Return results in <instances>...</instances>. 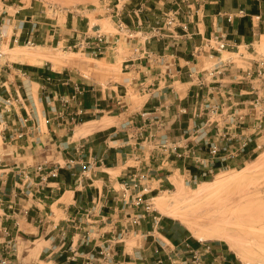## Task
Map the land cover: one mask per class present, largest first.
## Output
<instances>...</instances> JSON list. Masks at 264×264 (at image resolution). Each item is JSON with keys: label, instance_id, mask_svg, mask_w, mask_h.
<instances>
[{"label": "crops", "instance_id": "0c3cea01", "mask_svg": "<svg viewBox=\"0 0 264 264\" xmlns=\"http://www.w3.org/2000/svg\"><path fill=\"white\" fill-rule=\"evenodd\" d=\"M175 1L97 0L68 8L43 0H0V226L10 232L13 264H98L89 262V256L114 241L134 212L121 198L128 173L148 160L158 164L148 168L161 180L155 171L164 159L148 141L150 134L170 128L180 138L192 125L191 113L179 114L181 108L190 111L193 102L195 88L187 71L212 61L201 54L196 63L193 47L216 33L238 47L264 35V0H211L193 13L187 32L177 28L178 36L165 33L144 42L140 30L153 25ZM50 6L60 11L53 13ZM115 8L139 38L123 49V78L110 91L76 82L44 64L2 58L4 47L20 43L66 46L87 28L102 29L100 22H90L94 12L97 21L113 23ZM239 10L243 13L227 21L226 14ZM143 49L162 62L147 58ZM121 87L124 95L118 93ZM62 99L67 100L63 112ZM19 130L24 135L12 140ZM39 164L45 171L56 166L57 175L41 179L33 172ZM24 170L31 172L29 177ZM38 235L43 240L38 260L27 254L20 258L18 244L37 241ZM3 236L0 232V242ZM132 236L135 242L129 246ZM221 241L199 240L172 218L147 213L125 233L124 243L115 245L114 261L154 264L161 259L170 264L171 258L192 264L196 251L203 264H246Z\"/></svg>", "mask_w": 264, "mask_h": 264}, {"label": "rangeland", "instance_id": "374dc122", "mask_svg": "<svg viewBox=\"0 0 264 264\" xmlns=\"http://www.w3.org/2000/svg\"><path fill=\"white\" fill-rule=\"evenodd\" d=\"M43 1L68 8L75 6L80 2L97 3V0ZM90 8H92V5ZM96 14L97 12H94L89 15L91 24L100 22L104 32L109 34L116 32L113 23H110L108 19L97 21L95 18ZM62 18L63 16L58 17L59 22H61ZM20 46L23 47L22 50L19 48ZM16 47L19 49L16 50ZM125 47L126 44L122 39L118 55L115 57L114 61L113 58L104 59L100 57H91L83 52H78L77 50L71 51L62 44L58 46L57 44H53L51 46L49 43L45 44L43 41H37L35 43H20L15 44L14 46L10 45V49L5 47L6 49H2L5 53L2 55V58L12 62V60H16L13 54L19 52V50L23 52L44 53L48 58L51 57L50 59L59 60L60 62L59 65L54 67L51 62L45 60L40 63L44 64L45 67H50L53 70L67 73L68 76L73 80H76V82H89L92 86L110 91L112 90L111 87L113 85L122 81L123 77L120 64L124 56L122 51ZM11 49H14L15 51ZM230 50L232 53H222L223 59L230 58L231 63L227 62L225 69L221 70L220 73H214V76L207 80V84L212 91L208 93V96L205 95L206 101L202 102L201 99L197 100V103H203V106L207 105V103L210 104L214 107L215 111L213 113L209 112L208 115L204 113L206 111H202V116L197 119V123L206 121L208 117L210 118L209 122L219 121V133L223 135L225 131L228 130L225 129L224 126L230 124L231 116L238 119L240 116H244L243 119L245 122L242 127L246 134L252 133L254 138L252 143H250V146L245 148L244 151H235L234 147H237L239 144L238 141H234L233 146H230L229 148L228 157L220 160L219 163L214 166L206 167L207 169H210V171H206L205 174H203L204 167L200 166L199 168L194 166L190 161L183 162L177 159L173 154H169L165 148L160 146L158 149V155L164 160L163 163L159 162L161 168L155 171V173H159L157 178L161 180L157 181L154 176H150V179L143 183L145 185V190L140 188L126 192H124V190L121 191L126 193V199L128 198L129 202L131 200V197L129 196L131 195H135L138 200H141L140 205L136 209H131L132 207L130 208L132 212L133 210L134 212H144L145 206L148 205V213L166 216L161 212V208H165L166 210L169 207L175 206L177 208L179 207V212L180 214L182 213L181 215L185 220L189 223L193 222L194 225L196 224L194 226L191 223L194 228L208 231L213 223L215 225L216 223L218 225H225L228 231H230V234H232L233 230V237L235 239L241 242L244 240V242H247L249 240V242L253 243L252 252L250 254L252 256L253 253L254 258H259L261 254L258 244H261L258 242H261L262 245L264 244V129L261 132H259L257 128L254 130L253 125L255 124L253 123V116L255 111L252 108V105H250V101L254 99V95L247 93L249 82L242 78V76H244L246 70L250 66L254 67L260 62H264V35H257L249 44ZM66 54L72 58L71 61L64 59ZM216 62L217 60L215 59L207 61L203 66H208L210 69L212 66H215L213 64H216ZM30 64L36 65L38 63ZM212 80L216 81L212 82ZM207 90L208 88L205 87L200 92L201 94H207ZM118 93L124 95L122 87L121 89L118 88ZM119 100H123V98L120 97ZM121 102L124 103V101ZM102 120H107V116L105 115ZM100 122L102 121L97 122V124ZM42 124L44 126L43 120ZM214 124L215 123H213V125ZM213 125L209 127L210 137H215L214 132L216 128H214ZM192 127L193 124L190 128ZM185 129H187V127ZM228 131L229 133H227L226 136L231 135L233 132L232 129H229ZM177 135L179 134L171 131L170 128H163L161 133L158 136L156 135L155 138L167 139L169 142H177L183 146L186 141L182 140L181 137L176 138ZM156 139L151 141L155 143ZM188 141H193L195 144V139L190 138ZM201 152L204 156L208 155L207 150L204 148L201 149ZM154 166L157 168L158 164L155 163ZM154 166L153 163L149 164V161L146 160L143 162V166L139 163L136 167H133V170L128 174L135 172L136 168L145 171L146 169H149L148 167L152 168ZM241 168L244 169L243 172L238 173L237 170ZM151 172H153V169H150V173ZM217 173H223L225 177L229 175V182L225 181L220 184L217 182L216 184L206 186V194H198L195 192L196 188L201 185V182L214 181L216 178L214 176H216ZM195 174L196 177L194 176ZM232 176H236L237 180L235 177L230 179ZM168 217L179 222L181 226L190 233L187 225L180 222V218ZM35 238H39V240H31L27 243L20 242L18 244L20 258L27 254L32 260H38L35 256L37 255L39 248L43 246V240L39 235ZM250 239L252 241H250ZM134 242L135 239L133 236L127 241L129 246L133 245ZM244 248L245 246H241L242 252H246ZM13 252L14 251L12 250V253ZM11 258H14V254L11 255ZM25 264L34 263H31L28 260L25 261ZM35 264H44V262H36ZM260 264H264V262Z\"/></svg>", "mask_w": 264, "mask_h": 264}, {"label": "built area", "instance_id": "2783aa9c", "mask_svg": "<svg viewBox=\"0 0 264 264\" xmlns=\"http://www.w3.org/2000/svg\"><path fill=\"white\" fill-rule=\"evenodd\" d=\"M208 1L211 0L175 1L174 6L168 10H164L156 18V22L153 25L147 27L144 30H140V38L145 42L152 38L160 39L165 33L178 36L177 28L187 32L189 19L193 16V13ZM50 9L53 11V13L60 11L59 8L54 6H50ZM237 13L241 14L243 13V10H239L236 13L226 14L227 21H232ZM112 16L115 17L113 24L116 30V32L113 34L104 32L100 27L87 28L85 31L76 36L73 42L64 47L71 51L77 50L78 52H83L87 56L91 57H100L104 59L114 58L118 55L122 39L127 45L138 36H136V33L131 30L120 18V10L118 8H115V10L112 11ZM235 48L237 49L238 46L230 44L226 39V35L219 33L202 38L201 42L193 47V56L196 63H198L199 56L201 54H204L210 60L215 59L217 62L216 64H213L215 66H212L210 69L208 66L201 65L187 71L188 78L195 89L192 95L193 102L189 107L190 111H188L186 108H181L179 111L180 115L191 113L193 127H188L185 129L183 135L181 136L182 140L186 141V143L181 146V144L177 142H169L167 139H156V134L152 133L148 138L149 141L156 139L154 143V149L158 150L161 146L162 148H165L169 154H173L177 157V159L183 162L190 161L194 166L199 168L200 166L204 167L203 174H205L206 171H210V169H207L206 167L214 166L219 163L220 160L228 157L229 148L230 146H233L234 141H238L239 144L237 147H234L235 151H244L245 148L249 147L250 143H252L254 140L253 134H246L244 128L242 127L245 122L243 119L244 116H240L239 119L231 116L230 124L224 126L225 129H232L233 132L229 136H226V134L229 133L228 130H226L223 135L219 133V121L209 122L210 118L208 117L206 121L197 123V119L201 118L202 116V111H206L204 112L206 115H208L209 112L213 113L215 111L214 107H212L207 102V105L203 106V103L198 104L197 100L201 99L202 102L206 101L205 95L208 96V93L212 91L207 84V80L212 78L214 73H220L221 70L225 69L227 62L231 63L230 58L223 59L222 52L232 53L230 49ZM143 53L152 61L162 62V58L158 55L150 53L145 49H143ZM177 72L180 74L181 69L177 70ZM242 78L249 82V89L247 93L254 95V99L250 101V105H252V108L255 111L253 116V123L255 124L253 125L254 130L257 128V130L261 132L264 129V62H260L254 67L250 66ZM214 81L216 80H212V82ZM205 87L208 88L207 94H201L200 91ZM80 91L81 89L77 88V93ZM70 98H75V95L71 96ZM61 104L63 107L61 112H63L64 108L67 106V100L62 99ZM69 122L73 124V118H69ZM213 123L215 124L213 125ZM211 125L216 128L214 132L215 137L209 136V127H211ZM23 135L24 132L19 130L16 131L11 136V138L12 140H16L21 138ZM190 138L195 139V144L193 141H188ZM203 148L207 150V156H204V154L201 152V149ZM33 172L40 174L41 179H46L48 176L55 177L57 175V167L53 166L48 171H45L44 165L39 164L33 168ZM23 174L26 177H29L31 172L24 170ZM150 176V169L141 171L136 168L135 172L131 173L128 178L122 182V190H124V192L140 188L145 190V185L143 183H145L144 181H148ZM194 176L196 177V174ZM29 191V188H24L25 193H28ZM124 192H122V198L127 200L125 203L136 209L140 205L141 200H138L135 195H131L129 196L131 197L129 202L128 198L125 199L126 193ZM148 212V205L145 206L144 212H133V214L129 216V221L123 228V231L119 233L117 238L112 242H106L100 246L98 250L89 256L88 261L98 264H115V245L119 242L124 243L125 233H127L132 227L138 225L141 219H143ZM0 232L4 234V240L0 242V244H4V247L0 249V264H13V260L11 258V255H13V248L11 246L10 232L3 226H0ZM169 261L170 264H177L176 260L174 259L169 258ZM190 261L192 264H203L200 254L196 251L192 253V258ZM161 263L162 260L158 259L154 264Z\"/></svg>", "mask_w": 264, "mask_h": 264}, {"label": "bare ground", "instance_id": "6f19581e", "mask_svg": "<svg viewBox=\"0 0 264 264\" xmlns=\"http://www.w3.org/2000/svg\"><path fill=\"white\" fill-rule=\"evenodd\" d=\"M37 47H39V46H37ZM19 48H21V50H22L23 47L20 46ZM19 48H17L16 50H18ZM11 50L15 51L14 49H11ZM2 52H3V50H2ZM43 54H41V53H32V52H23V51L19 50V52H17V53L15 52L13 54V56H14V58L16 60L27 61L29 63H38V64H40V63H42V62H44L46 60V61L51 62L54 67L60 64L59 60L50 59L51 57L48 58L45 54L44 55ZM66 56H69V55L66 54ZM66 56L64 57L65 60H67V61H71L72 60V58L70 56L69 57H66ZM61 64H62V61H61ZM243 170L244 169L241 168V169L237 170V172L238 173H242ZM223 173H220V174L217 173L216 176H214V177H216L214 181L212 180V181H203V182H201V185H199V187L196 188L195 192H197L198 194H206V186H208V185L210 186V185L216 184L217 182L219 184L221 182H225V181L229 182V178H228L229 175L227 177H225V175ZM234 177L236 178V176H234ZM234 177L232 176V178H230V179H233ZM236 180H237V178H236ZM236 180H234V181H236ZM161 212H163L166 216H171L173 218H176V217L180 218L181 219L180 222L185 223L187 225L188 230L190 231L192 236L197 238V239H199V240H222V241L226 242L228 244L229 248L236 254V256L239 258V260L242 261L243 263H246V264H255V263L256 264H260V263L264 262V244L262 245L261 242H258V243L261 244V245L258 244V247L260 248V254L261 255L259 256V258H254L253 257V253H252V256L250 254L252 252L253 243L249 242V240L247 242H244L245 240L241 242V241L235 239L233 237L234 236L233 235L234 234L233 230H232V234H230V231H228V229H227V227L225 225H218L217 223L215 225L213 223L214 225L211 224V228L209 229L210 230L209 231L208 228H207L208 227L207 226L208 224H207L206 225L207 227L206 226L205 227L207 228L208 231H204L203 229L201 230V229L194 228L192 226V225H194L193 222H191L192 223V225H191V223H189L187 220H185V218L181 215L182 213L180 214V212H179V207L178 208L175 207V206L174 207H169L166 210H165V208H163V209L161 208ZM183 213H185V212H183ZM219 223H221V222H219ZM235 237H236V235H235ZM250 241H252V240L250 239ZM254 241H255V239H254ZM241 246H245L244 249H245L246 252H244V251L242 252L241 251ZM254 246H257V245H254Z\"/></svg>", "mask_w": 264, "mask_h": 264}]
</instances>
